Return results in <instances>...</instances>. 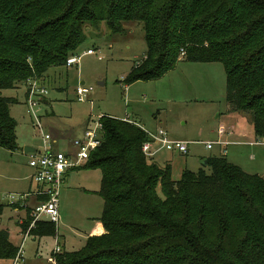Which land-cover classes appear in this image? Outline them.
Returning a JSON list of instances; mask_svg holds the SVG:
<instances>
[{"label":"trees","instance_id":"16d2710c","mask_svg":"<svg viewBox=\"0 0 264 264\" xmlns=\"http://www.w3.org/2000/svg\"><path fill=\"white\" fill-rule=\"evenodd\" d=\"M129 21L140 23L145 49L124 84L157 79L179 60L219 62L225 100L264 138V0H0V90L65 66L85 24L115 34ZM14 102L0 96V148L8 151L16 148ZM98 121L100 143L79 168L99 171L103 233L76 250H51L54 264H264L263 177L222 155L206 158L208 172L183 169L172 179L168 164L141 153L147 136L138 125ZM30 219L26 210L21 231ZM28 234L53 236L55 224L36 220ZM17 248L0 229V259Z\"/></svg>","mask_w":264,"mask_h":264},{"label":"rangeland","instance_id":"374dc122","mask_svg":"<svg viewBox=\"0 0 264 264\" xmlns=\"http://www.w3.org/2000/svg\"><path fill=\"white\" fill-rule=\"evenodd\" d=\"M122 27V32L112 34L102 24L95 27L85 24L84 41L75 53L79 55L77 63L68 67H49L39 78L46 89L43 98H36L40 131L34 128L25 111L24 84L18 82L12 88L0 90V96L15 99L8 108L15 121L17 147L12 160L8 159V150L0 149V159L14 162L18 174H28L22 148L38 149L40 135L47 134L50 141L54 140L55 149L73 153L72 140L81 138L85 120L98 115L119 119L127 116L148 131L160 128L170 139L189 142L186 154L158 153L148 160L161 164L167 158L172 179L178 178L183 168L209 171L203 160L222 155L214 140L223 126L234 131L227 138L239 141L226 146L224 157L245 172L264 178V139L254 145L247 143L254 137L250 115L245 111L234 112L225 100V73L221 63L180 62L157 79L124 84L122 78L131 64L139 63L145 48L138 21L124 22ZM87 48L93 53H83ZM77 85L90 88L81 102L75 101ZM205 143H210V147L207 148ZM97 173L98 170L82 168L68 172L58 190L60 218L55 224V234L33 239L32 235H27L21 245L19 264H52L49 256L55 243L60 251L76 250L82 245L83 236L101 207L98 195L80 188L97 186ZM27 182V179L14 182L7 180L5 175L0 177V228L6 229L8 241L15 247L21 239L16 220L24 211L19 209L15 214L2 195L23 189ZM10 262L0 259V264Z\"/></svg>","mask_w":264,"mask_h":264},{"label":"built area","instance_id":"2783aa9c","mask_svg":"<svg viewBox=\"0 0 264 264\" xmlns=\"http://www.w3.org/2000/svg\"><path fill=\"white\" fill-rule=\"evenodd\" d=\"M85 54H92L93 51L89 48L85 49ZM184 52L181 49L180 54ZM79 55H69L64 65L66 67L77 63ZM25 95L24 105L25 111L28 114L30 122L38 131L41 130L39 117L36 115V105L38 97L43 98L46 94V89L40 84V79L30 78L25 80ZM90 88L83 85H77L74 89L75 101L81 102L83 95L88 92ZM100 115L93 119H87L84 126L81 138L73 139L72 146L74 152H65L54 148L55 141L49 139L47 134L40 135L41 145L36 151L29 152L27 154V166L32 169L30 175L31 181L35 184V187L31 191L21 193H7L3 197L7 204L24 206L27 196L43 197L42 200L33 205L30 209L31 219L25 229L21 231V239L17 248L15 256L11 259L10 264H19L21 262V245L25 237H27L28 230L33 226L34 221L44 219L46 221L56 224L58 221L57 210V197L58 190L62 181V174L70 169L79 167L83 164L89 153L96 148L100 143V125L98 118ZM123 121L129 123L135 122L121 118ZM137 125V124H136ZM139 126V125H138ZM140 127V126H139ZM147 136V140L143 141L140 145V151L147 160H151L154 154L162 149L165 151H175L178 153H186L187 145L189 142L170 139L166 132L160 128L154 131H147L140 127ZM218 136L223 133L221 128L217 131ZM214 142L220 144L223 143L220 139ZM207 148L210 147V143H205ZM60 248L57 243L54 244L52 252H59ZM54 264L52 258L49 259Z\"/></svg>","mask_w":264,"mask_h":264},{"label":"crops","instance_id":"0c3cea01","mask_svg":"<svg viewBox=\"0 0 264 264\" xmlns=\"http://www.w3.org/2000/svg\"><path fill=\"white\" fill-rule=\"evenodd\" d=\"M144 53V52H143ZM143 55V54H142ZM141 55V56H142ZM180 62H188V61H184V60H179L178 62H176L175 63V65H174V67L176 66V65H178ZM132 65V64H131ZM130 65V66H131ZM173 67V68H174ZM172 68V69H173ZM172 69H170V70H172ZM170 70H168L167 72H169ZM167 72H165L164 74H166ZM163 74V75H164ZM162 75V76H163ZM80 83L82 84L83 82L82 81H80ZM23 84H25V82L23 83ZM25 86V85H24ZM43 100V99H42ZM43 102H45L44 100H43ZM8 112H9V108H8ZM234 112H239V111H234ZM127 119H129V120H131V121H133V122H135L137 125H139L140 127H142L139 123H137L136 122V120L135 119H132V118H129V117H127V116H125ZM122 118V117H121ZM85 124H86V120L84 121V124H83V126H82V128L85 126ZM223 127H224V129H223ZM222 127V129H223V133L220 135V136H218V134H217V136H216V139L215 140H217V139H220V141H222L223 143H220V144H218L219 145V147H220V151H221V154L224 156V154H225V152H226V146L227 145H229V144H232V143H238L239 141H231L229 138H227V137H229L230 135H231V133L232 132H234L233 130H231L230 128H227V127H225V126H223ZM80 129H81V127H80ZM143 129H145V128H143ZM146 130V129H145ZM148 131V130H147ZM167 135V134H166ZM168 136V135H167ZM254 136V135H253ZM261 139H264V138H255V137H253V139H251V140H249L247 143L249 144V145H254L255 143H257V141H259V140H261ZM214 140V141H215ZM23 147H29V146H23ZM31 149L30 150H28V151H25V152H22V154L24 155V158H26L27 159V154L29 153V152H32V151H36L35 149H33L32 147H30ZM1 150H5V151H7L6 149H3V148H0ZM10 153L8 154V155H10L9 157L10 158H8L9 160H12L13 159V156L14 155H16V153L15 152H17V147L14 149V150H12V151H9ZM187 152H188V149H187ZM186 152V153H187ZM158 153H176V154H182V153H178V152H175V151H165V150H162V149H160V150H158L155 154H154V156L156 155V154H158ZM186 153H184V154H186ZM18 154V153H17ZM222 155H218V156H222ZM169 160L167 159V158H164L163 159V161H162V163L161 164H157V163H155L156 165H158V166H162L163 164H168L169 165V167H170V164H169V162H168ZM14 166H15V163L14 162H12V161H5L3 158H1L0 159V177H4V175H5V178L7 179V180H9V181H14V182H21V181H26V179L28 180V182H27V184L25 183L24 184V186H23V189H19V190H17L15 193H21V192H27V191H31V190H33L34 189V187H35V184L31 181V179H30V175H31V173H32V169L30 168V167H28L27 166V164H26V166L29 168V173L28 174H26V173H24V174H18L17 173V171H16V169L14 168ZM77 169H79V167H76V168H73V169H70V170H67V171H65L63 174H62V181H61V183H63V181L65 180V178L67 177V174H68V172L69 171H71V170H77ZM183 169H186V168H183ZM182 169V170H183ZM94 170V169H93ZM95 170H97V169H95ZM182 170H180V173H181V171ZM99 172V171H98ZM170 173H171V168H170ZM180 173L178 174V177H179V175H180ZM98 174V176H97V186H95V187H92L91 189L89 188V189H86V188H80L81 190H86V191H90V192H92V193H94V194H96L95 193V191L97 190V188H98V182H99V173H97ZM60 188V187H59ZM97 195V194H96ZM2 197H3V195H2ZM99 197V196H98ZM4 198V197H3ZM39 201V198L36 196V197H34V196H27L26 197V199H25V201H24V203H25V205L24 206H16V205H10V204H7L9 207H11L12 208V211L13 212H15V214H17L18 213V210L19 209H22L23 211H24V214H23V216H18L17 217V220H16V224L20 227V224H21V222L24 220V216H25V212H26V210H30L31 209V207L33 206V205H35L37 202ZM99 201H100V207H101V199H100V197H99ZM60 218V215L58 214V219ZM96 218H97V216H95L93 219H94V222L91 224V226L88 228V230H87V232L84 234V236H83V241H84V239H85V237L87 236V235H98V234H101V233H103V228L101 227V225H100V223L96 220ZM0 229H3V230H5L6 231V229L5 228H0ZM20 232H21V230H20ZM6 233H7V231H6ZM35 236H33L32 235V239L34 238ZM60 250H61V248H60ZM49 259L51 260V258L49 257Z\"/></svg>","mask_w":264,"mask_h":264},{"label":"water","instance_id":"95a60500","mask_svg":"<svg viewBox=\"0 0 264 264\" xmlns=\"http://www.w3.org/2000/svg\"><path fill=\"white\" fill-rule=\"evenodd\" d=\"M99 83H101V82H99ZM80 84H81V83H80ZM30 149H31L30 147H23V148H22V152L28 151V150H30ZM206 161H207V159L205 158V159L203 160L204 165H206Z\"/></svg>","mask_w":264,"mask_h":264}]
</instances>
